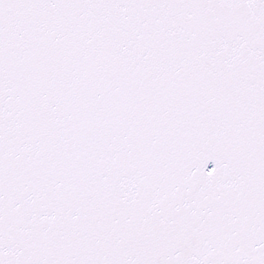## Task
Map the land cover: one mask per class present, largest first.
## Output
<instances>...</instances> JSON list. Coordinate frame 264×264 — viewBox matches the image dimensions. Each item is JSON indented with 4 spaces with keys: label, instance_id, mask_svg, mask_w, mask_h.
I'll return each instance as SVG.
<instances>
[{
    "label": "snow or ice",
    "instance_id": "6c2138e0",
    "mask_svg": "<svg viewBox=\"0 0 264 264\" xmlns=\"http://www.w3.org/2000/svg\"><path fill=\"white\" fill-rule=\"evenodd\" d=\"M0 264H264V0H0Z\"/></svg>",
    "mask_w": 264,
    "mask_h": 264
}]
</instances>
